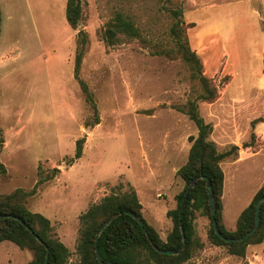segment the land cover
I'll return each mask as SVG.
<instances>
[{
  "label": "rangeland",
  "instance_id": "1",
  "mask_svg": "<svg viewBox=\"0 0 264 264\" xmlns=\"http://www.w3.org/2000/svg\"><path fill=\"white\" fill-rule=\"evenodd\" d=\"M80 2L79 27L72 29L65 18L67 0H0V195L30 191L43 180L26 207L49 220L69 251L68 264L78 261L80 215L104 197L130 189L145 221L165 241L172 228L166 213L176 207L175 197L184 187L176 172L187 161L189 137L197 135L180 109L196 101L201 117L213 119L205 121L212 130L214 124L222 130L230 114L224 102L219 108L227 110L211 113V102L198 101L200 81L175 49L174 19L167 10L181 6L184 11L187 0ZM116 12L129 17L140 36H121L107 47L102 31ZM81 30L87 44L78 75L98 116V124L89 127L85 123L95 118L73 74ZM166 51L170 55H161ZM210 81L218 97L225 80ZM233 133L237 143L217 148L229 153L221 162L228 230L235 229L241 210L264 187V142L256 143L250 132L251 140H245L242 127ZM80 138L85 139L82 155L71 162ZM193 226L197 245L183 264H264V241L248 246L240 258L210 243L209 219L200 212ZM32 258L30 250L0 243V264H28Z\"/></svg>",
  "mask_w": 264,
  "mask_h": 264
},
{
  "label": "trees",
  "instance_id": "2",
  "mask_svg": "<svg viewBox=\"0 0 264 264\" xmlns=\"http://www.w3.org/2000/svg\"><path fill=\"white\" fill-rule=\"evenodd\" d=\"M80 1L67 0L66 3L65 18L72 29L79 27ZM167 11L172 14L174 19L171 35L175 49L181 59L190 65L193 72L192 77L200 81L202 93L197 98L198 101H214L217 98V90L211 84L210 79L204 75L201 59L189 46L186 30L191 25L184 22L182 7L178 6ZM121 36L138 38L140 32L129 17L121 12H116L105 24L102 40L107 47H113L121 40ZM86 44V34L81 30L77 36L73 74L95 118L92 124L85 123V126L89 127L98 124V116L93 96L78 75ZM161 55H170V52H161ZM180 111L194 123L197 135L189 137L191 146L187 161L176 172V175L184 182V187L175 197L176 207L166 213L172 223L166 240L163 241L157 231L143 218L142 205L133 189L123 194H110L98 203L91 205L79 217L80 227L76 245L77 264H183L192 257L194 247L197 245L193 226L196 212H200L209 219L207 237L210 243L224 247L229 255L244 258L248 246L258 245L264 241V202L260 204L257 230L245 238L254 227L255 205L259 199L264 198V187L255 193L252 201L240 213L235 229H226L222 219L224 172L220 164L229 153L218 151L216 144L210 139L212 125L206 123L201 117L196 101H189L185 109H180ZM259 121H264V119H259ZM84 142V138L76 141L75 154L71 162L81 157ZM0 167L4 171L3 165L0 164ZM199 174L206 177L213 190L215 199V214L213 216L204 179L196 181L186 201H183L188 186ZM42 183V179L37 181L30 191L15 189L9 194L0 195V216H2L0 217V243L7 241L20 250L32 251L33 258L28 264H68L69 251L58 239L49 220L39 213L29 211L26 207L27 198L34 196ZM133 215L141 220L142 225L133 218ZM113 216L116 217L103 228ZM213 221L216 223L220 236L216 235L213 230ZM182 231L186 244L184 249L179 252L183 242ZM223 239H228V241ZM155 247L158 250L179 253L163 255L159 254ZM97 255L100 261H98Z\"/></svg>",
  "mask_w": 264,
  "mask_h": 264
},
{
  "label": "crops",
  "instance_id": "3",
  "mask_svg": "<svg viewBox=\"0 0 264 264\" xmlns=\"http://www.w3.org/2000/svg\"><path fill=\"white\" fill-rule=\"evenodd\" d=\"M183 20L191 25L187 39L191 50L201 59L204 75L224 79L226 83L217 99L208 103V111L227 110L219 108L224 102L228 104L229 118L221 113L228 121L222 122V130L214 124L210 139L218 149L226 143H237L239 136L233 132L242 127L247 132L245 140H251L250 132L256 143H263L264 121L259 119H264V0H187ZM213 114L218 116V112ZM203 119L213 121L206 115ZM221 168L224 223L223 198L227 188L222 164Z\"/></svg>",
  "mask_w": 264,
  "mask_h": 264
},
{
  "label": "water",
  "instance_id": "4",
  "mask_svg": "<svg viewBox=\"0 0 264 264\" xmlns=\"http://www.w3.org/2000/svg\"><path fill=\"white\" fill-rule=\"evenodd\" d=\"M198 179H204V180L206 181V186H207V189H208V196H209V206H210L211 214H212V216H213V215L215 214V199H214L213 190H212V188H211V185H210L209 181H208V180L206 179V177L203 176L202 174L197 175V176L191 181L190 185L188 186V189H187V191H186V194H185V196H184V200H183V201H186L189 192H190L191 189L195 186V183H196V181H197ZM262 202H264V198L259 199V200L257 201L256 205H255V224H254L253 229H252V230H251V231L245 236V238L251 236V235L257 230V228H258V226H259V211H260V204H261ZM0 217H2V216H0ZM115 217H116V216L111 217V218L105 223V225L103 226V228L106 227V226H107V225H108V224H109V223H110ZM133 218H134L135 220H137V221L139 222L140 225H142V222H141V220H140L138 217H136V216L133 215ZM16 219H17V218H16ZM17 220H18L19 222H21V220H19V219H17ZM21 223H22V222H21ZM22 224H23V223H22ZM212 227H213V230H214V232L216 233V235L220 236V233H219L218 230H217V226H216L215 221H213V223H212ZM28 230H29L30 232H32V230H31L30 228H28ZM35 238H36L39 242H41L37 236H35ZM223 240L228 241V239H223ZM182 241H183V242H182V246H181V249H180L179 252H181V251L184 249L185 244H186V239H185V235H184V232H183V231H182ZM155 250H158L157 247H155ZM158 252H159V254H163V255H176V254L179 253V252H174V251H169V250H168V251H167V250H158ZM96 254H97V251H96ZM46 259H47V255H46ZM97 259H98V261H100L98 255H97Z\"/></svg>",
  "mask_w": 264,
  "mask_h": 264
},
{
  "label": "bare ground",
  "instance_id": "5",
  "mask_svg": "<svg viewBox=\"0 0 264 264\" xmlns=\"http://www.w3.org/2000/svg\"><path fill=\"white\" fill-rule=\"evenodd\" d=\"M203 32V31H202ZM205 32V31H204ZM210 33V32H209ZM229 33V32H228ZM204 34V33H203ZM207 33H205V35H206ZM202 35V34H201ZM232 35V34H231ZM225 42V41H224ZM226 43V42H225Z\"/></svg>",
  "mask_w": 264,
  "mask_h": 264
}]
</instances>
